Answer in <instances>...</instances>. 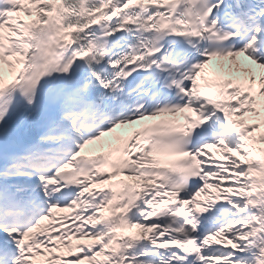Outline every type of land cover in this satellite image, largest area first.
<instances>
[{"label":"snow or ice","instance_id":"1","mask_svg":"<svg viewBox=\"0 0 264 264\" xmlns=\"http://www.w3.org/2000/svg\"><path fill=\"white\" fill-rule=\"evenodd\" d=\"M0 264H264V0H0Z\"/></svg>","mask_w":264,"mask_h":264}]
</instances>
